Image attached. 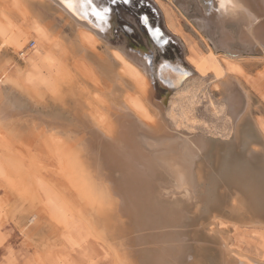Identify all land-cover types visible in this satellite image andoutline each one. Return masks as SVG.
<instances>
[{"label":"bare ground","instance_id":"bare-ground-1","mask_svg":"<svg viewBox=\"0 0 264 264\" xmlns=\"http://www.w3.org/2000/svg\"><path fill=\"white\" fill-rule=\"evenodd\" d=\"M152 1L164 11L168 32L177 35L173 14L163 9L161 0ZM174 1L179 4L175 7L179 16L196 31L215 61L231 68L256 60L248 53L256 45L264 46V0ZM76 3L77 0H0V7L14 10L24 20L32 19V30L43 37L41 48L49 46L51 52L59 55L55 83L40 94L41 101L44 107H60L71 118L69 123L47 118L38 126L36 121H19L16 115L8 114L10 111L0 110L3 136L14 135L13 139L20 141L18 136H23L26 129V134L33 138L32 143L20 141L28 149L24 158L10 159L14 166L8 172L15 181L8 189V196L14 199L8 213L16 219L23 218L39 207L36 178H30L27 169L45 173L41 179L47 184L49 169L58 164L63 181H55L59 184L56 189L49 183L47 186L56 194L57 202L59 199L68 211L77 213L74 215L83 221L93 241L111 252L114 264H204L200 258L203 248L182 240L192 234L177 231L197 199L203 178L202 164L197 160L210 142L203 136L181 132L176 121L179 110L184 117L192 108L199 80L182 63L159 67L152 56L142 57L126 47L114 49L109 39L111 33L95 30L92 18L82 15ZM190 5L195 7L193 16ZM151 7L154 10L152 3ZM9 13H2L8 23ZM57 17L60 24H56ZM16 39L19 44L20 38ZM17 53L20 61L0 60V85L7 79L12 86L21 87L20 75L29 68L30 60L21 62L26 59L25 53ZM48 61L51 64V58ZM194 67L205 71L208 61L201 59ZM185 69L191 74H185ZM154 82L167 92V99L157 100L159 92ZM216 83L229 124L235 129L231 132L236 134L249 111L250 95L242 82L229 74L219 77ZM47 141L56 146H47ZM37 143L43 147L41 151L37 150ZM57 191L70 202L59 197ZM60 231L54 221L47 219L40 236L45 250L57 241ZM226 251L225 246L222 253L219 251L218 264L249 263L233 260L235 257L231 258Z\"/></svg>","mask_w":264,"mask_h":264},{"label":"rangeland","instance_id":"rangeland-1","mask_svg":"<svg viewBox=\"0 0 264 264\" xmlns=\"http://www.w3.org/2000/svg\"><path fill=\"white\" fill-rule=\"evenodd\" d=\"M143 1H146L150 6L151 3L155 6L154 9L159 14L162 27L169 33L164 11L152 0ZM161 2L163 9L166 8L165 11L173 14L178 27L177 35L172 33L169 35L173 36L179 46L180 58L199 80L196 85L197 99H194L192 108L187 110L184 117L179 114V110L176 121L179 123L181 132L193 136H203L210 141L209 148L207 147L203 153L204 156L202 155V158L197 160L200 165L202 164L203 171L197 199L189 207V214H187L188 217L184 221V225L177 231L184 230L185 233L192 234L189 237H183L182 240L186 241L184 244L194 245L195 243L203 248L200 258L204 264H218L224 246L225 250L229 251V256L235 257H231L233 260L241 259L240 261L245 263L249 261L248 264L250 262L264 264V46L256 45L251 51L252 53H248L250 57H257L256 60L240 64L241 69L236 65L228 68L224 63L215 61L209 55L206 44L197 36L196 31L191 29V25L179 16V12L175 8L176 5L179 6L177 1L172 3L171 0H161ZM194 8V5H190L191 16L196 13ZM3 11L10 14L11 22L8 23L2 17ZM34 13L36 15L37 12ZM0 15V46L4 44L0 50V60L20 61L18 51L25 53L26 56V59L21 62L28 63L30 60L29 68L20 75V77L22 76L20 80L22 88L12 86L13 84L7 79L0 85V110H6L7 113L10 111L8 114L16 115L19 121H28V119L31 120L30 122L36 121L38 126H41L40 121L47 120V118V121L59 119L65 123L71 122L68 112L56 106L44 107L42 106L43 101H41L40 94L55 83L54 77L58 69L59 55H55L54 50L51 52L52 48L49 49V46L43 45L41 48L43 37L40 33L32 30V22H34L32 19L24 20L14 10L2 7H0ZM119 18L122 22H120L121 25L125 24L131 27L133 24V21L125 14L121 13L118 21ZM56 22V24H60L61 20L57 17ZM20 35H23L24 38L22 39ZM125 37L122 32H119L118 38L112 37L110 40L112 47L114 49L127 47L125 46ZM16 38H20L19 44L16 42ZM32 41L34 44L31 47ZM16 44L18 45L16 46ZM254 51L257 52L254 53ZM243 54L247 55L245 52ZM45 55L47 56L46 60L44 59ZM34 56L39 57L34 60L32 59ZM50 58L51 64L48 61ZM201 59L208 61V68L205 71H199L194 67L195 63H199ZM226 71L229 72L226 73ZM226 74L237 77L251 98L249 113L247 112V116L245 115L243 121L239 123L236 134L225 114L226 111L222 105L224 102L220 98L222 95L219 96L220 90L216 83L219 77L221 79V77L227 76ZM11 75L9 74V77ZM24 90L30 92H26V94ZM134 93L135 91L132 92V94ZM159 93L156 94L158 101H160ZM132 99L136 98L132 97ZM132 105L134 106V104ZM134 108L136 107L134 106ZM166 110H169V104H167ZM31 118H34L33 121ZM0 130L4 131L1 128ZM25 130L23 136L19 135L18 138L22 139L21 142L25 140L32 143L31 134H26ZM2 132H0V264H114L111 252L99 242L93 241L94 238L88 234L83 221L74 215L77 213L72 214L68 211L65 204L59 199L58 202L56 201V194H52V189L49 186L56 189L59 184L55 181H63L62 178H59L62 173L58 169L60 168L58 164H54L53 169L52 167L49 169L50 173L47 174L49 186L41 179L45 173L31 168L27 169L29 177L36 178L35 190L40 199L39 207L26 214L24 219L20 216H16V219L8 213L14 203V199L8 196V189L15 181L9 174L11 166H14L10 163V159L13 157L15 160L16 158L21 160L20 158L26 156L28 149H25L17 138L13 139L14 135L6 137L1 134ZM52 144L56 146L54 142L47 141L46 143L47 146ZM37 145L39 146L37 150L41 151L43 147L39 143ZM53 153L56 154L55 148H53ZM55 169L58 170L55 171ZM69 190L71 189L66 188V191ZM57 193L59 197H65L67 203L70 202L61 191H57ZM47 219L54 221L61 231L52 247L45 250L40 236ZM213 221L215 222L213 223ZM48 223L51 222L48 221ZM196 231L198 232L196 233ZM30 240H32V244L29 243ZM232 253L234 254L232 255ZM243 258L244 260H242Z\"/></svg>","mask_w":264,"mask_h":264},{"label":"flooded vegetation","instance_id":"flooded-vegetation-1","mask_svg":"<svg viewBox=\"0 0 264 264\" xmlns=\"http://www.w3.org/2000/svg\"><path fill=\"white\" fill-rule=\"evenodd\" d=\"M113 8L118 17L122 13L133 21L129 28L128 25H121V19L119 18V28L115 30L113 35L114 39L119 37V32L126 36L125 46H127V50L138 52L142 57L149 59L152 56L153 60L159 64V67H174L177 63L187 66L180 58V49L177 42L162 27L156 9L154 11L146 1L133 0L131 7L117 4ZM145 15L147 19L142 21L141 17ZM185 74H191V71L185 69ZM154 84L157 86L154 85L156 90L162 93H159V100L167 99L169 97L167 92L159 86L158 82H154Z\"/></svg>","mask_w":264,"mask_h":264},{"label":"water","instance_id":"water-1","mask_svg":"<svg viewBox=\"0 0 264 264\" xmlns=\"http://www.w3.org/2000/svg\"><path fill=\"white\" fill-rule=\"evenodd\" d=\"M106 3H107V0H77L76 9L79 10L82 15L86 17L90 16V18H92L93 20L92 26L94 27L95 30L102 32V33H105V32H109V34L111 33L109 36V39L111 40L115 30L119 28L118 16L115 12V9L113 8L117 4H114L112 6L111 18L110 20H108V19L102 18V16L104 15L103 5H105ZM257 55L259 56L260 54H257ZM159 81L161 82L162 80L160 79Z\"/></svg>","mask_w":264,"mask_h":264},{"label":"snow or ice","instance_id":"snow-or-ice-1","mask_svg":"<svg viewBox=\"0 0 264 264\" xmlns=\"http://www.w3.org/2000/svg\"><path fill=\"white\" fill-rule=\"evenodd\" d=\"M132 3H133V0H107V3L105 5H103V13H104V15L102 16V18L110 20V18H111V10H112V6L114 4H123V5L127 6V7H131ZM98 15H99V13H98ZM146 19H147L146 15L141 17L142 21L146 20Z\"/></svg>","mask_w":264,"mask_h":264},{"label":"built area","instance_id":"built-area-1","mask_svg":"<svg viewBox=\"0 0 264 264\" xmlns=\"http://www.w3.org/2000/svg\"><path fill=\"white\" fill-rule=\"evenodd\" d=\"M32 43H33V42H31V47H32V45H33Z\"/></svg>","mask_w":264,"mask_h":264}]
</instances>
